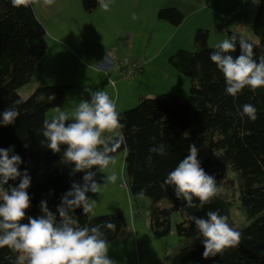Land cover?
I'll return each instance as SVG.
<instances>
[{
	"label": "trees",
	"instance_id": "1",
	"mask_svg": "<svg viewBox=\"0 0 264 264\" xmlns=\"http://www.w3.org/2000/svg\"><path fill=\"white\" fill-rule=\"evenodd\" d=\"M83 10L91 14L99 6L97 0H81ZM258 6L252 23L253 34L258 38L253 46L254 59L264 56V0H257ZM34 3L28 7H13L11 0H0V113L15 106L19 115L15 123L0 125V148H10L20 155L23 163L20 170L27 169L31 185L27 189L31 206L28 216L41 215V200L47 201L48 208L57 214L61 197L72 182L83 183L82 172L70 175L71 164H63L61 158L65 145L59 153H53L41 143V135L46 114L62 108L66 102L63 86H39L34 93L23 100L18 91L29 85L33 78L35 62L47 49L46 31L39 22ZM159 21L174 27L182 25L185 15L177 8L161 9ZM237 33L229 32L228 38ZM209 31L198 29L195 35V50H177L170 58V64L191 80L190 95L186 100L171 94L155 98H142L134 109L119 114L120 137L110 139L111 147L119 144L110 155L125 152V165L129 180V191L137 201L141 197L152 200L150 210V230L155 237L163 238L171 232V216L178 213L183 218L176 226V233L186 245L175 254L166 257L165 264H264V87L255 92L244 88L237 97L226 94L223 74L210 60L214 48L208 46ZM128 43V38L118 41ZM240 54L239 42L235 58ZM45 99L38 102L37 97ZM52 96L53 99H48ZM19 101V103H15ZM244 104L257 109V119H242L240 111ZM155 137V140L152 138ZM163 143L165 155L150 154L153 144ZM198 148L201 167L216 180L217 193L210 204L203 208L186 207V202L177 199L173 186L167 190L161 184L178 163L188 155L189 145ZM27 144L28 147L24 145ZM152 155L151 161L148 160ZM232 172L234 177H228ZM104 172H97L96 181L104 186ZM9 181V184H18ZM7 187V185L5 186ZM220 191V192H219ZM238 193L240 209L249 224L237 231L241 242L235 247L237 257L231 258L226 249L223 253L205 259L203 244L193 246L191 241L200 237L192 216L207 218L208 211H217L231 223V209ZM90 192L87 193V196ZM142 193V195H139ZM167 200L169 208L160 203ZM194 203L198 204L197 198ZM76 227H91L104 222H112L116 230L105 231L108 243L118 239L128 223L122 213L92 217L84 215L82 208L71 212ZM23 223H27L25 218ZM17 253L7 247L0 248V264H16Z\"/></svg>",
	"mask_w": 264,
	"mask_h": 264
},
{
	"label": "clouds",
	"instance_id": "2",
	"mask_svg": "<svg viewBox=\"0 0 264 264\" xmlns=\"http://www.w3.org/2000/svg\"><path fill=\"white\" fill-rule=\"evenodd\" d=\"M36 0H11L13 7L28 8ZM55 0H43L50 6ZM99 8L105 12L110 10L111 0H97ZM133 19L137 17L135 14ZM239 42L240 54L235 58L231 53L236 51ZM210 52V60L223 74L226 94L237 97L244 88L255 92L264 87V56L259 61L254 59L253 46L243 36L233 34L230 38L214 46ZM113 87L115 83L113 82ZM89 99H81L71 112L59 107L51 120L43 123L41 143L53 153L61 151L65 145L62 162L71 164L74 175L84 173L83 183L72 182L71 188L61 197L57 213L47 206L46 200H41V215L28 216L26 210L31 206V198L27 189L31 185V176L27 169L23 172L20 155L10 148H0V248L7 247L17 253L16 264H114L108 256V242L103 229L115 231L116 225L110 221L91 227H76L77 221L71 212L82 208L84 215L91 219L95 215V200L89 202L88 192L98 193L100 184L95 177L97 172H103L110 164L116 163L110 155L119 144L109 146L105 139L106 132H115L122 128L116 105L107 92L86 89ZM37 101L45 99L44 94ZM48 99H53L49 96ZM19 103V101L14 102ZM240 116L255 121L257 109L251 104H244ZM16 107L10 106L0 113V125L8 126L18 118ZM155 140V137L152 138ZM28 147L27 144L24 145ZM150 154L165 155L166 146L163 143L153 144ZM198 148L195 143L189 145L188 155L168 173L161 184L165 191L173 186L177 199L186 202V207L203 208L210 204L217 193L216 180L201 167L198 160ZM152 155L148 160L151 161ZM115 173L104 177L105 184L115 183ZM18 184H9L17 181ZM7 185V187H5ZM139 195H142L140 193ZM197 198L199 203H194ZM207 218L192 216L204 246L203 257L208 259L223 253L228 248H235L241 242V233L231 228L227 218L217 211H208ZM27 218V223L22 221Z\"/></svg>",
	"mask_w": 264,
	"mask_h": 264
},
{
	"label": "rangeland",
	"instance_id": "3",
	"mask_svg": "<svg viewBox=\"0 0 264 264\" xmlns=\"http://www.w3.org/2000/svg\"><path fill=\"white\" fill-rule=\"evenodd\" d=\"M229 1H232L233 3H243L246 5L248 14L253 15V19L255 18L256 11H257V0H218L216 4L213 6L214 8L220 10H225L228 5L230 4ZM219 5H218V4ZM34 11L37 15V17L44 19L43 11L40 8V0H36L34 4ZM179 5V4H178ZM80 6H82L81 0H80ZM167 8H177L182 11L181 8H178L176 6H167L160 8L161 9H167ZM83 9V7H82ZM185 9V8H184ZM95 11V10H94ZM159 12V10H158ZM158 12L154 13L153 15H149L147 13H143V11L136 12L135 16L136 19H133L132 16H126L120 18V23L122 25V28L127 29L128 33H132L135 36L133 48L134 50L139 53V55H143L145 53V50L147 47L149 48V51L152 49L154 51H158L162 53L159 60L165 59L169 53H174L178 50V48H175L177 50H172L177 42L181 39L182 35L183 37H186L188 32V26L193 23L194 18L187 17L185 18L184 23H182V26L174 27L170 23L165 21H159L158 19ZM183 14H185L182 11ZM208 15V22H209V40H208V46L211 48H214V46L220 42H222L225 39H228V33L233 32L237 33L241 36H243L245 39L257 43L258 38L253 34L251 25H247L244 23L243 25H238L237 22H241V16L238 18H235L234 22L227 25L226 23L219 22L216 20L215 15L213 13H206ZM128 15V14H126ZM239 15V14H238ZM85 19L82 22H78L79 26H77V33L75 37L79 40L80 43H83L88 49H97L100 48H108L109 41H110V32L108 31L109 26L107 24V18L106 14L103 13L100 9L98 11H95L94 13H91L89 15H84ZM237 20V22H236ZM253 23V22H252ZM140 24L145 26V28L140 31L139 33L135 32V25ZM240 27H238V26ZM120 28V27H119ZM144 32L146 33V36H144ZM194 34V40H195ZM131 40V36H128ZM127 37V38H128ZM185 48H180L181 50L186 51H194L195 50V42L186 44V42L183 44ZM121 51L119 52V55H126L127 54V48L121 47ZM173 52H170V51ZM75 56L78 58L79 62L82 61L83 63L91 64V61L85 60V58L82 56L81 52H78L74 49ZM147 58H149L148 54H146ZM165 57V58H164ZM136 59V58H135ZM168 59V58H167ZM115 61V59H114ZM73 65V72H74V78H70L67 81H72L74 87L71 89L72 93L69 95L71 91L67 93L68 100L66 105L63 106V108H60L63 111L71 112L74 110V108L79 104L81 99H89V94L86 91V89H91L93 91L95 90H101L107 92L109 97L114 100L116 105V111L118 114L124 111H128L131 109H134L139 104L140 100L137 98L138 96H135V94L142 90V86H146L143 90L146 93L154 92L157 89L160 88L159 83H155L154 85L151 84L149 79H147L145 82H139V87H136V85L128 86V84L133 81L124 79L117 80V77L109 76V84L108 86L101 81L100 75L97 73H88L86 70L80 66L79 63L72 62ZM171 66V65H170ZM96 67V66H94ZM173 68V67H169ZM98 70V69H94ZM174 70V69H172ZM119 75V73H117ZM189 82V93L185 96H177L181 100H186L190 95V89H191V80L188 77H184ZM136 79V78H135ZM90 81H93V84L90 83ZM123 81L125 85V89L123 90L124 93L120 97L119 100L116 99V97L119 95L120 90V82ZM113 82H115V87H113ZM33 82H31L29 85L21 88L18 93L21 96L23 100H27L37 89L39 86H63V85H57V84H50V83H44L36 88H33L29 90L30 86H32ZM124 87V86H123ZM122 87V88H123ZM149 91V92H147ZM159 93V92H158ZM134 94V96H133ZM158 95H165V94H154V96L145 97V98H155ZM56 114V109L51 110L46 114V119L51 120L52 117ZM120 129H116L115 132L108 133L106 132L104 134L105 138H115L120 137ZM125 152H120L114 156H112L116 163L114 165L110 164L108 168L104 169L103 172L106 176L112 175L115 173L117 176V179L115 183H107V191H104L103 193L97 195V197L93 196L90 199V202L92 200H95V205L97 204L98 207H95V215L93 217H98L102 215H109V214H115V213H122L128 223L129 215L128 217L125 215L123 209L128 208V211L132 210L135 214V221L142 226V224L149 221L150 226V206L152 204V200L147 197H141L137 201L134 200V198L131 196L129 191V180L128 175L126 171V165H125ZM65 164V163H63ZM228 177H234L235 174L232 172L227 173ZM119 184L120 189L117 187ZM220 192V191H219ZM236 202L231 209V223H228L231 228L234 230H237L245 225L249 224V221L245 215V213L239 208L240 202L238 201V193L235 194ZM160 206L162 208H169L170 203L167 200H163L160 203ZM183 218L178 213H173L171 216V232L168 236L163 238L155 237L150 227L148 229V233H144V243L140 244L139 248H136L135 255H136V263L137 264H165L166 257L168 255L175 254L180 248H182L186 243L184 241H181L176 233V226L178 223L182 222ZM203 237H199L193 241H191V245L197 246L202 243ZM164 252H167L166 256H162ZM228 255L231 258L237 257V250L236 248L230 249L228 251Z\"/></svg>",
	"mask_w": 264,
	"mask_h": 264
},
{
	"label": "crops",
	"instance_id": "4",
	"mask_svg": "<svg viewBox=\"0 0 264 264\" xmlns=\"http://www.w3.org/2000/svg\"><path fill=\"white\" fill-rule=\"evenodd\" d=\"M217 1L218 0H111L109 11L105 12L99 7L95 9V11L100 9L106 14L107 24L109 26L108 31L110 32V46L107 49L100 48L97 50L94 48L88 49L83 43H80L79 40L76 39L77 37H75L78 35L76 34L78 31L76 25L79 26L78 22H82L85 19L84 15H86L82 6H80V0H55L50 6L44 5L43 0H40V8L43 11L44 19L37 18L46 31L47 49L35 62L33 78L31 81L33 84L28 89L31 90L44 83L63 85L66 92L65 103H67L68 96L72 93L71 89L74 87L72 81H67L70 78H74V72L72 70L73 61L79 63L84 71L86 70L90 74L97 73L100 75L101 81L108 86L109 76L117 77V80L121 79L120 75H117V73H119V61L122 58L128 57L130 59H135L146 57L147 61L143 65L142 71L132 78V80H134L131 81L128 86L131 87L136 85V87H139V82H145L149 79L153 85L159 83L160 88L153 93L149 91H147L149 93H146L143 90L146 86H142V90L138 91L135 96H138L137 98H139V100L152 95L154 96V94L185 96L189 93L190 84L184 78L186 76L179 73L169 62V58L176 51L174 53H169L170 55L166 58L164 57L165 59L159 60L162 55V53L159 52L160 50L154 51L151 49L149 51V48L147 47L145 53L140 56L133 48L135 39L134 34L128 33L127 29L122 28V25L119 22L120 18L131 16L140 11L147 13L149 16L156 13V11L158 12L160 8L177 5V7L181 8L185 13L184 15L186 19L187 17H190L194 18V21L188 26L186 37H183L182 35L181 39L172 50L175 48H178V50H181L180 48H185L183 47L185 42L186 44H189L190 42L193 43L194 34L198 29H210L207 20L208 15L206 13H213L217 21L226 23L227 25L234 22L235 18L241 16V22L238 23L236 20L238 25L246 23L248 26H252V22L254 21L253 13L250 15L247 13L248 10L246 5L229 1L230 4L225 10H218L213 7ZM144 28L145 26L137 24L134 29L135 32L139 33ZM128 36H131V40ZM144 36H146L145 32ZM127 37L129 40L127 44L125 41L121 44L120 42L118 43L120 39ZM122 46L126 47L128 50L126 55H119ZM74 49L81 52L85 60L91 61L92 65L83 63L82 61L79 62L78 58L73 53ZM172 50L170 52H173ZM146 54H148L149 58H147ZM95 68L98 70H94ZM123 81L120 82L119 95L116 97L117 100H119L124 93L123 90L125 89V85ZM90 83L93 84V81H90ZM69 91L71 92L67 96ZM106 187L107 184L100 186L98 193L90 192L88 195L89 202L91 197H97V195L107 191ZM117 187L120 189L119 184ZM95 207H98V205L96 204ZM122 212H124L127 217L128 215L130 216L128 225L126 229L122 231L118 239L108 243V256L113 260L114 264H137L135 251L136 248H139L140 244L144 243L145 239L143 236L145 231L148 233L150 227L149 221L140 226V224L135 221V214L132 210L128 211V208H126L123 209ZM166 255L167 252H164L162 256Z\"/></svg>",
	"mask_w": 264,
	"mask_h": 264
},
{
	"label": "built area",
	"instance_id": "5",
	"mask_svg": "<svg viewBox=\"0 0 264 264\" xmlns=\"http://www.w3.org/2000/svg\"><path fill=\"white\" fill-rule=\"evenodd\" d=\"M146 61V57H139L136 59H130L128 57L122 58L118 64L120 77L124 80H131L142 71L143 65ZM105 141L107 143L110 139L105 138Z\"/></svg>",
	"mask_w": 264,
	"mask_h": 264
}]
</instances>
